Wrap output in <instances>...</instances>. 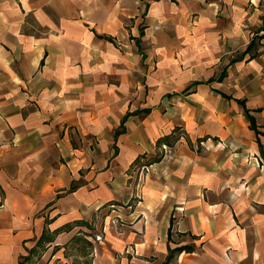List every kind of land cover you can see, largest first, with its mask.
I'll list each match as a JSON object with an SVG mask.
<instances>
[{"label":"crops","instance_id":"1","mask_svg":"<svg viewBox=\"0 0 264 264\" xmlns=\"http://www.w3.org/2000/svg\"><path fill=\"white\" fill-rule=\"evenodd\" d=\"M245 108L264 131V0H0V264L81 238L89 264H264Z\"/></svg>","mask_w":264,"mask_h":264},{"label":"rangeland","instance_id":"2","mask_svg":"<svg viewBox=\"0 0 264 264\" xmlns=\"http://www.w3.org/2000/svg\"><path fill=\"white\" fill-rule=\"evenodd\" d=\"M175 131L177 135L180 134L181 136H185L184 130H181V128ZM192 145L193 149L197 150L199 153L213 149L212 143L205 145L203 141H195ZM174 150L175 146L169 147L162 145L161 147L163 155L166 154L170 156ZM158 156H160L159 153L156 157ZM148 169V167H144V171L142 169L143 173L145 174ZM74 243L75 242H73V246L70 245V247H65V245H51L52 247H47V245L42 244L33 249H27L25 254L21 256V261L23 264H85L88 256L84 257L82 252L78 249L79 245Z\"/></svg>","mask_w":264,"mask_h":264},{"label":"trees","instance_id":"3","mask_svg":"<svg viewBox=\"0 0 264 264\" xmlns=\"http://www.w3.org/2000/svg\"><path fill=\"white\" fill-rule=\"evenodd\" d=\"M253 42H254V40H251V41H250L249 45L247 46V48L245 49V51L242 53V56H241V57H235V58H233V59L231 60V62H234V61H237V60L241 59V58L243 57V55L246 54V52L250 50V48H251L252 45H253ZM223 76H224V71L221 73V76H220L219 78H221V77H223ZM237 101H238L239 103H241V104L244 105V100H239V99H237ZM245 113H246V116H247V118H248V120H249V122H250V127L255 131V133H256V134H263V135H264V131H260V130H258L257 125H256V122H255V118H254V116H252V115L249 113V110H248L247 108H245ZM167 137H168V136H165V137L161 138V139L159 140V142L162 141V140L166 141V138H167ZM154 159H158V158H157V157H154ZM46 239H47V240H50L48 237H46V234L43 233V235L41 236V238L38 240V243H40V242H42V241H44V240H46ZM81 240H82L81 243H79L78 240H77V242H76V241H75V242H76V243H79L78 249H79L80 251H84V249L81 247L80 244H83L84 247H86L84 243H86V245H88V246H90V245H89L90 243H89V242H84V241H83V238H81ZM190 249H191V247H189V246H179V247H176V248H169V252H168L167 260H166V261H169V260L172 258V256H173L174 253L180 252V251H182V250H190ZM87 254H88V252H87ZM89 261H90L89 259L86 260V261H85V264H89ZM20 264H23V262L20 261Z\"/></svg>","mask_w":264,"mask_h":264}]
</instances>
